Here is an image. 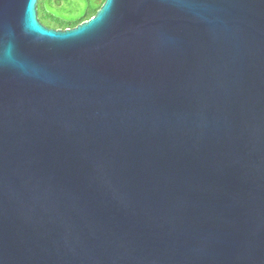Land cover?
I'll return each instance as SVG.
<instances>
[{
    "label": "water",
    "instance_id": "water-1",
    "mask_svg": "<svg viewBox=\"0 0 264 264\" xmlns=\"http://www.w3.org/2000/svg\"><path fill=\"white\" fill-rule=\"evenodd\" d=\"M37 7L0 0V264H264V0Z\"/></svg>",
    "mask_w": 264,
    "mask_h": 264
},
{
    "label": "trees",
    "instance_id": "trees-1",
    "mask_svg": "<svg viewBox=\"0 0 264 264\" xmlns=\"http://www.w3.org/2000/svg\"><path fill=\"white\" fill-rule=\"evenodd\" d=\"M72 0H38V17L51 29H72L90 20L100 10L105 0H81L83 7L75 14L62 12L63 5Z\"/></svg>",
    "mask_w": 264,
    "mask_h": 264
},
{
    "label": "rangeland",
    "instance_id": "rangeland-1",
    "mask_svg": "<svg viewBox=\"0 0 264 264\" xmlns=\"http://www.w3.org/2000/svg\"><path fill=\"white\" fill-rule=\"evenodd\" d=\"M82 7H83V2L81 0H72L63 5L62 12H69L75 14L78 11H80Z\"/></svg>",
    "mask_w": 264,
    "mask_h": 264
}]
</instances>
